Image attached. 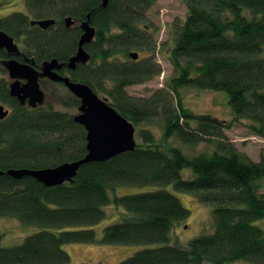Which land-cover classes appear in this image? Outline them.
I'll return each mask as SVG.
<instances>
[{
  "label": "trees",
  "instance_id": "16d2710c",
  "mask_svg": "<svg viewBox=\"0 0 264 264\" xmlns=\"http://www.w3.org/2000/svg\"><path fill=\"white\" fill-rule=\"evenodd\" d=\"M157 0H25L27 11L0 17V29L21 48V61L70 59L78 50L82 28H71L65 17L87 19L96 27L86 45L88 63L62 73L87 83L135 125H157L166 144L149 128L137 130L136 148L106 161L83 164L73 181L45 186L32 176L15 179L0 174V217H14L39 229L19 244L0 247V264H70L66 243L145 244L119 264H264V160L254 161L230 141L226 130L250 120L252 133L264 137V0H185L188 14L179 24L170 60L174 74L148 96H132L127 87L151 81L162 66L150 56L156 42L147 29V12ZM55 18L44 29L33 19ZM139 50L133 60L130 52ZM143 55H142V53ZM123 57H130L122 60ZM1 58L11 55L0 50ZM42 81V80H41ZM63 84V83H61ZM64 85V84H63ZM184 87L223 90L234 112L231 120L196 113L185 106ZM0 102L10 113L0 119V170L43 168L87 154V131L72 112L47 106L22 105L0 79ZM78 106L77 97L62 102ZM184 146L203 142L211 150L190 154ZM191 170V177L184 170ZM161 185L146 192L117 195L120 185ZM191 191L213 205V231L172 244L174 224L189 209L165 185ZM122 206L121 220L94 225L109 205Z\"/></svg>",
  "mask_w": 264,
  "mask_h": 264
},
{
  "label": "rangeland",
  "instance_id": "374dc122",
  "mask_svg": "<svg viewBox=\"0 0 264 264\" xmlns=\"http://www.w3.org/2000/svg\"><path fill=\"white\" fill-rule=\"evenodd\" d=\"M15 11H27L25 0H0V17L7 16ZM188 8L185 0H157L152 8L147 12L148 27L156 42L155 51L150 53L157 63L162 66V72L156 75L151 81L133 84L127 87V91L132 96H148L155 89L164 87L167 80L175 73L174 66L170 60V50L174 45L176 31L179 24L183 23L187 17ZM133 51H139L133 49ZM142 53V52H141ZM143 55V53H142ZM130 57L121 56L122 60ZM134 60V59H133ZM5 79L9 84L13 79L9 76L2 58L0 57V79ZM41 85L46 93L43 106L49 103L55 108L67 110L73 114L79 113L78 106H65L62 102L74 94L63 84L50 79H41ZM98 95L106 100H110L108 95L101 91H96ZM186 107L196 113H210L222 119L231 120L234 112L229 104V94L223 90L198 89L195 87H184L180 91ZM6 107H9L4 103ZM250 120L236 121L233 126L226 130L230 141L234 142L237 148L248 154L254 161L264 160V137L252 133L248 126ZM134 124V123H133ZM135 125V124H134ZM136 127V140L139 142L137 130L149 128L155 132L160 139V143L165 145L163 130L153 124L140 125ZM177 146H182L186 152L196 154L204 150L214 148L213 144L203 142L195 147H187L176 138L170 140ZM191 170L185 169L184 176L191 177ZM264 188V177L261 179ZM161 185H120L116 188L117 195L146 192L158 188ZM165 188L172 191L180 198L181 202L189 209V215L176 222L172 228V244L187 245L188 242L201 234L213 231L211 211L213 205L201 202L196 193L191 191L177 190L173 184L165 185ZM107 216L94 225L98 237L103 236L104 227L110 223L121 220L125 212L122 206L109 205L106 207ZM264 228V219L257 221ZM39 227L25 225L14 217H0V234L2 236L1 246H12L19 244L23 239L37 231ZM145 244H120V243H66L64 248L71 255L70 264H119L121 260L144 247ZM235 264H251L237 261Z\"/></svg>",
  "mask_w": 264,
  "mask_h": 264
},
{
  "label": "water",
  "instance_id": "95a60500",
  "mask_svg": "<svg viewBox=\"0 0 264 264\" xmlns=\"http://www.w3.org/2000/svg\"><path fill=\"white\" fill-rule=\"evenodd\" d=\"M109 0H103L102 6L106 7ZM91 12L87 19L78 21L72 16L65 17L68 28L79 23L82 33L79 38L77 52L69 60L61 62L58 58L44 60L40 68L32 59L25 61L17 57L21 48L16 39L0 29V50L5 49L11 55L2 58L9 76L13 79L9 84L10 94L22 105L30 107L42 106L46 93L42 88L41 79L63 83L80 100L79 113L74 115L76 122L82 124L87 131V154L77 160L66 161L57 166L43 168H10L0 170V174L7 173L15 179L32 176L45 186L60 185L73 181L80 167L92 161H106L125 151L136 148V127L132 121L122 115L108 100L101 98L93 87L87 83L72 79L69 74L61 73L66 65L70 70H75L78 63L86 64L91 59V53L86 45L91 43L96 36V27L90 23ZM56 23L55 18L33 19V25L47 29ZM130 57L139 59V51H131ZM10 110L0 102V119L6 118ZM2 236L0 234V247Z\"/></svg>",
  "mask_w": 264,
  "mask_h": 264
},
{
  "label": "flooded vegetation",
  "instance_id": "af4514ba",
  "mask_svg": "<svg viewBox=\"0 0 264 264\" xmlns=\"http://www.w3.org/2000/svg\"><path fill=\"white\" fill-rule=\"evenodd\" d=\"M63 70V69H62ZM62 70H61V73H62ZM64 74V73H63ZM3 103V102H2ZM6 106V105H5ZM6 108H8L9 110H10V108L9 107H6Z\"/></svg>",
  "mask_w": 264,
  "mask_h": 264
}]
</instances>
